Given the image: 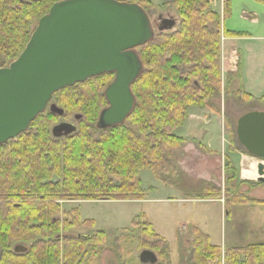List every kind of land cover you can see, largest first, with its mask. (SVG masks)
<instances>
[{"label":"trees","instance_id":"1","mask_svg":"<svg viewBox=\"0 0 264 264\" xmlns=\"http://www.w3.org/2000/svg\"><path fill=\"white\" fill-rule=\"evenodd\" d=\"M59 1L0 0V68L19 56L39 18ZM229 1L223 0L224 16ZM126 2L146 12L155 8L149 0ZM172 3L180 20L177 29L157 32L137 48L142 72L131 85L135 103L123 124L104 130L94 126L107 105L104 90L114 77L104 73L54 93L62 116L44 111L25 132L0 144V264H91L106 234L93 230V220H81L77 207L66 208L67 202L139 199L138 173L143 168L164 184H174L173 153L185 140L172 134L173 129L183 125L190 107L213 108L211 99L221 93V19L207 0ZM222 33L235 36L225 29ZM72 114L82 116L77 130L53 138L52 126ZM219 194L214 189L201 196ZM232 202L264 204L240 193ZM81 226L90 233L70 234ZM131 227L127 241L134 236L141 249L153 250L162 263L167 241L144 216L132 220ZM191 232V264H264V242L228 248L222 255L199 228ZM19 246L25 250L17 253Z\"/></svg>","mask_w":264,"mask_h":264},{"label":"rangeland","instance_id":"2","mask_svg":"<svg viewBox=\"0 0 264 264\" xmlns=\"http://www.w3.org/2000/svg\"><path fill=\"white\" fill-rule=\"evenodd\" d=\"M207 1L211 11L221 14L224 29L234 32L235 36L229 38L235 40L238 50L232 52L231 57H225L224 62L225 66H230V58H235L236 66L226 76V81L231 80L228 91L223 92L221 89V94L211 99L216 103L215 109H188L190 118L193 113H199L202 117L201 121L197 122L195 132L189 133L192 128L191 119H187L183 125L175 127L172 134L178 137L190 135L191 139L201 140V135L197 134L204 133L203 144L210 150L223 154L222 159L217 161L218 159L207 153L196 150H188L180 154V158H175L174 152L172 159L177 170L170 172V176L174 183L177 182L178 187L164 184L151 169L143 168L138 173L141 197L139 199L67 202L66 208L77 207L81 220H93V230L104 231L106 234L105 243L91 264H139L138 254L142 249L134 236L127 241L129 235L126 230L132 228V220L138 221L141 216L153 225L157 234L168 241L166 257L161 259L162 264H191L190 241L186 239L194 237L192 227L200 228L208 235L211 244H219L225 248L221 252L222 255L227 247L264 241V205L242 206L229 202L225 205L226 200H230L237 193L264 200V182L241 181L239 178L242 151L235 135L238 117L245 111L259 107L261 103L264 106V4L257 0H230L228 15L224 16L222 0ZM172 2L166 6L156 4L155 7L159 9L149 10L148 13L155 24L158 23L159 14L162 17H174L177 24L172 31H175L180 20ZM154 31L160 32L156 27ZM241 88L249 89L258 100L247 97L241 91H235L242 90ZM51 102H55V97ZM48 111L46 109L45 113ZM61 119L75 123L73 114ZM229 144L231 147L228 149ZM184 145L185 142L176 149L177 154ZM247 157L252 158L251 163L259 160L252 156ZM230 160L234 162L232 169ZM217 188H220V197L227 195V199L224 198L225 203L205 200L201 196L212 194ZM213 197L218 196L208 198ZM181 232L186 237H181L178 241L177 237ZM88 233L89 229L84 226L70 230V234L74 235ZM178 244L181 255L178 254Z\"/></svg>","mask_w":264,"mask_h":264},{"label":"water","instance_id":"3","mask_svg":"<svg viewBox=\"0 0 264 264\" xmlns=\"http://www.w3.org/2000/svg\"><path fill=\"white\" fill-rule=\"evenodd\" d=\"M174 19L161 20L158 30L170 29ZM154 35L146 12L137 4L116 0H62L39 18L19 56L0 68V144L27 130L42 113L52 95L90 77L114 73L104 96L107 107L99 113L95 128L122 124L135 99L132 83L142 71L136 48ZM50 110L59 115L55 104ZM80 115H75L78 121ZM76 126L60 122L51 129L54 138L68 136ZM236 137L244 150L264 159V111L248 112L237 120ZM257 180L264 181V163L256 166ZM19 246L15 252H23ZM142 264H156L151 250L138 256Z\"/></svg>","mask_w":264,"mask_h":264},{"label":"crops","instance_id":"4","mask_svg":"<svg viewBox=\"0 0 264 264\" xmlns=\"http://www.w3.org/2000/svg\"><path fill=\"white\" fill-rule=\"evenodd\" d=\"M149 1H151V3L153 4V5H156V4H166V3H169V2H172L173 0H149ZM162 2V3H161ZM253 20H255V19H253ZM237 49V45H236V42H235V40L234 39H230L229 37H224L223 39H222V41H221V46H220V56H221V60H222V63H221V71H222V78H223V84H224V80L226 79V76L228 75V73L230 72V71H233L235 68H233L234 66H232V63H230V66L228 65V66H225V57H231L232 55V52H235V50ZM238 50V49H237ZM231 59V58H230ZM230 62H231V60H230ZM241 76H242V73H241ZM246 94H249V95H251L255 100H258V99H256L255 97H254V95H253V93H250L251 91L249 90V89H247V90H244V88H241ZM204 109H206V108H204ZM253 110H258V111H264V106H263V104L261 103V105L259 104V107H256V108H254V109H251V110H248V111H253ZM245 112H247V111H245ZM220 114H221V110H220ZM193 117H189L188 116V120H190L191 119V121H190V123H191V130H190V132L189 133H194L195 132V128H196V126H197V122H200L201 121V119H202V117H201V115L198 113V114H196V113H193V115H192ZM200 131V130H199ZM196 132H197V130H196ZM203 134V135H202ZM199 135H201V140H196V138H190V135H188V136H186V137H184V139H185V144L186 145H184L183 146V149L181 150V151H179L178 152V154H177V152L176 151H178V150H176L175 151V154H174V156H175V158H176V156H177V158H180V154H182V153H186V152H188V150H192V151H194V150H196V152L197 151H199L200 153H207L208 155H210L211 157H214L215 159H218L217 161H220L221 159H222V156H223V154H218V152H216V151H214V150H210L209 148H208V146L207 145H205V144H203V142H202V140H203V138H204V133H200V132H198V134H197V136H199ZM198 147V148H197ZM229 147H231V144H229L228 145V149H229ZM181 149V148H180ZM231 149V148H230ZM235 151V153H237V149H235L234 150ZM225 154V153H224ZM242 156V157H241ZM224 158H225V156H224ZM240 158H241V165L239 166V172H240V174H239V178H240V180H253L255 177H256V175H255V177H246V176H243L242 175V170L244 169V168H249L250 170L252 169L251 168V166L253 165V170H255V168H256V162H254V163H251L252 161H251V159L250 158H248L247 157V155L245 154V153H241L240 154ZM216 161V162H217ZM231 161V163L234 165V162L232 161V160H230ZM181 164V163H180ZM248 165V166H247ZM183 167V169H184V165H182ZM169 184V183H168ZM169 185H175V186H177L178 187V185H176V184H169ZM226 199H227V197H226ZM209 201H211V200H209ZM217 201H219L220 203H223L221 200H218L217 199ZM224 201H225V199H224ZM226 205V204H225ZM242 206H244V205H242ZM247 206H256V205H247ZM264 242V241H263ZM256 243H259V242H256ZM249 244H253V243H248V244H246V245H249ZM216 245H218V246H220L219 244H216ZM246 245H244V246H246ZM221 247V246H220ZM232 247H243V246H232ZM232 247H227V248H232ZM221 249H222V251L225 249V248H222L221 247Z\"/></svg>","mask_w":264,"mask_h":264},{"label":"bare ground","instance_id":"5","mask_svg":"<svg viewBox=\"0 0 264 264\" xmlns=\"http://www.w3.org/2000/svg\"><path fill=\"white\" fill-rule=\"evenodd\" d=\"M251 168H252L251 170L249 168H244L242 170V175L246 176V177H248V176L249 177H254L256 175V172H255V170H253V165L251 166Z\"/></svg>","mask_w":264,"mask_h":264},{"label":"flooded vegetation","instance_id":"6","mask_svg":"<svg viewBox=\"0 0 264 264\" xmlns=\"http://www.w3.org/2000/svg\"><path fill=\"white\" fill-rule=\"evenodd\" d=\"M154 26H157L158 24L153 23Z\"/></svg>","mask_w":264,"mask_h":264}]
</instances>
